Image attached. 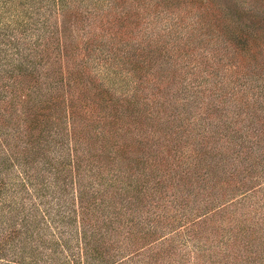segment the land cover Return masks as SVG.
Instances as JSON below:
<instances>
[{
    "label": "trees",
    "instance_id": "trees-1",
    "mask_svg": "<svg viewBox=\"0 0 264 264\" xmlns=\"http://www.w3.org/2000/svg\"><path fill=\"white\" fill-rule=\"evenodd\" d=\"M204 1L141 0L144 27L141 14L126 9L106 19L115 28L108 38L91 33L78 46L76 20L67 17L68 9L74 11L69 0H0V80L6 81L0 82V264H125L133 257L148 264L167 255L168 247L161 241L142 255V247L133 245L150 244L167 226L161 208L189 218L183 193L197 194L195 185L211 182L218 169L226 184L216 195L211 186L217 182L203 186L209 201L196 203V214L205 217L209 206L229 198L238 206L259 196L257 226L238 239L260 232L264 240V81L227 87L231 81L220 80L221 86L212 80L202 87L234 71L227 67L218 77L213 60L217 54L218 63L231 58L228 41L238 48L244 43L236 35L191 65L209 68L212 78L192 77L189 60L199 59V45L210 41L203 36L211 24ZM78 2L87 0L71 3ZM187 3L197 4L193 18L182 11ZM53 6L62 10L58 23L50 21ZM125 23L139 26L140 41L128 43ZM80 50L82 57L76 56ZM164 82L172 85L168 100H160ZM246 83L260 101L247 98L240 89ZM206 90L212 98L200 103ZM147 116L154 117L155 129L153 122L149 129L142 125ZM187 134L195 142L185 152L176 141H187ZM222 206L217 209L225 211Z\"/></svg>",
    "mask_w": 264,
    "mask_h": 264
},
{
    "label": "rangeland",
    "instance_id": "rangeland-1",
    "mask_svg": "<svg viewBox=\"0 0 264 264\" xmlns=\"http://www.w3.org/2000/svg\"><path fill=\"white\" fill-rule=\"evenodd\" d=\"M71 2L72 0H69L71 7H74V11L68 9L69 12L67 13V17L68 21L76 20L75 28H72V34L75 35V33H77L78 37L75 39V41L78 43V46L83 45V41L87 39L91 33H95L98 37L103 34V38H108V36L111 35L115 29H109V25L111 23L108 20H112L116 17L124 15L123 12L126 9L129 13L134 11L138 15L141 14L138 16V23L140 21L139 26L143 25L144 27L146 25V20H148L146 15L147 9H143L144 4L141 2V0H87L86 4L79 2L78 4H73ZM151 2H154V0H151ZM204 2L206 3L202 10L204 12H208L211 24L209 25V30L207 31L208 35L203 34V36H205L207 39H210V41H204L201 45H199L201 46L198 49L199 59L198 56H194L195 58H192L191 61L189 60L187 70L191 72L193 75L192 77H196L197 73L208 79L212 78L213 76L210 75L209 68H204L201 64L200 66L195 65V68L197 67V69H195L191 67V65L193 63L197 64V60H201L202 55L211 56L212 53L214 54L216 49H219L218 46H221L224 42L226 43L228 37L230 38L231 36L234 37L236 35L237 37L241 36L244 39V43L241 44L242 48H238L233 44V42L228 41V48L232 53V56H230L231 58L228 57V59H222L220 63H218L217 54L213 60L214 67L219 69L218 77H220L221 73H224L227 67H231L234 71L229 72L223 79H218L217 77L212 78L207 81V83H202V87H210L212 80H217L216 85H221L222 82L228 83V81H231L232 84V81L236 82L238 80L242 81L245 79H254L259 77L261 78L259 80V84H261L262 81H264V0H205ZM187 5L188 3L183 6L182 11L186 12L185 9L187 8V14L193 18L194 14L192 13L198 11L197 4H195V6L192 4H189L188 6ZM61 12L62 10H57L54 6L52 7V11L50 13L51 23L55 22L57 19L58 21H56V23H58L62 19ZM70 14L71 16L69 17ZM2 19L11 21V19H7L5 17H2ZM125 25H128V23H125ZM129 25H121V31H123L125 34L124 38L128 37L129 44H135L141 40V36H139L141 35V32L137 31L139 26L132 27L134 25ZM115 26L116 24L113 27ZM102 31L104 32L102 33ZM79 35L82 39L79 37ZM114 41V46L116 44L119 45L120 41L112 40V42ZM210 43L213 44L211 45ZM232 51H235V53ZM81 55H83V50H80V52L76 54L78 57H82ZM156 67H158V60H156L152 69ZM191 68H193V70H191ZM200 68L205 69L206 71L201 73L198 71ZM146 73H151V69H146ZM146 73L144 75H147ZM207 74L208 77L206 76ZM189 76L191 75H187V77ZM149 79L147 78V80ZM220 80H222L221 83ZM179 81L180 79L176 80L173 85L178 86ZM0 82L4 83L6 81L0 80ZM146 83L149 84L151 89H154V87H152L150 84L151 80ZM231 84H228L227 87H235L234 85H236ZM164 85L165 88L162 92L163 98H160V100H168V95L170 91H172V85H168L165 82ZM240 89H245L246 96L249 100L252 99L251 97L254 98L255 96L260 101L261 97L257 95V89L253 88L249 83H246L244 87H241ZM224 91H231V88ZM262 92L264 98V89ZM207 93H209V91L206 90L202 97H200V103L204 100L209 101V99L212 98ZM229 102L230 101H226L225 105H227ZM229 104L226 109L228 111L231 109ZM193 113L194 109L192 110V114ZM242 116L243 113L241 117ZM214 118L215 116L211 115V119ZM152 119H154V117L150 119L148 116L144 119H141V123L144 128H148L147 124L153 122L154 125L151 127V130L155 129L154 127L156 125ZM243 121H245V119ZM255 125H258V123H253V126ZM166 126L167 125H165V127ZM187 129H189V126H187ZM166 130L170 131L169 128H166ZM162 134H164L168 139L172 137L167 136L168 133ZM188 136L189 134H187V141H182L184 139H181V143L178 140L176 141V143L179 144V148L185 152H188L191 148V145H193L195 142V138ZM164 139L165 137L162 140ZM223 144L225 145L226 143L223 142ZM149 151H151V149H149ZM204 170V167L199 168L197 173L200 174L201 172H204ZM169 171L170 170H168V172ZM216 171L217 172L213 175L211 182H204L200 186L195 183L196 185L194 190L198 192L197 194L193 195L191 192V196L189 197L183 193L184 196H186V199L183 200V203H188V205L183 206L184 210L186 213H189V211L192 209V214L189 216V218L180 219L178 213H176L172 207L168 206L167 208H161V212L165 211V215L169 218V220L166 221L167 226L164 224L165 228H161V231L156 233L157 236L156 239L152 241L153 243L151 242L150 244H143L142 242L137 241L133 245V249L142 247L140 251L142 255L146 254V251L148 250L157 249L161 241L164 242L166 247H168L169 253H167V255L162 253V255L158 257L157 260H151L148 264H264V243L263 245L260 243L264 242V240L258 239L260 232L255 234L250 233V236L242 237L241 240L238 239L239 234L241 235L244 233L243 231L250 229V226L253 225L255 228L257 226L255 216H261L262 213V210L259 209L255 211V208L258 207L257 204L259 203L255 200H257V198L259 199V196L256 197V199L245 198L243 199V201H245L244 205L241 204L238 206L233 205L235 201L233 203H228L232 200V198H229L227 201H220V203H214L212 206L208 205L209 210L207 211L208 213L206 212L207 214L205 217H201L200 214H196L198 211L197 209L201 207H197L196 203H199L198 205H204L209 201V199L204 194L206 188L203 189L202 187H206L208 184L210 186L211 183L217 182L214 184V187L211 186V191H213L216 195L226 184L223 183L224 174H221L219 169ZM189 188H191L190 185ZM174 192L175 191H171V189L169 190V193ZM177 194L178 198L183 196L182 191L180 193L177 192ZM239 195L240 192H237L234 197H238ZM215 197H217L215 198L217 200L218 196ZM219 206H222L223 210L226 208V210L221 211L222 208L217 209ZM156 211L157 208H153L151 210V216L148 217L153 218V215L156 213ZM204 219H206L205 223H203ZM237 219H240V222H237ZM171 225L173 226L172 228ZM196 225H198V227H196ZM184 226L185 228L190 229L189 233L185 231V228H183ZM254 229L251 231H254ZM231 238L235 240L233 241L234 244L231 243ZM170 239L174 240L170 241ZM127 253L124 255H127ZM132 260L133 261H129V259L126 258L127 263L125 264H138L137 257H133Z\"/></svg>",
    "mask_w": 264,
    "mask_h": 264
}]
</instances>
